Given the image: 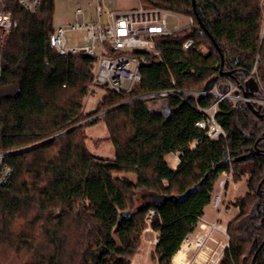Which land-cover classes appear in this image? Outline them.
Returning <instances> with one entry per match:
<instances>
[{
    "label": "trees",
    "instance_id": "trees-1",
    "mask_svg": "<svg viewBox=\"0 0 264 264\" xmlns=\"http://www.w3.org/2000/svg\"><path fill=\"white\" fill-rule=\"evenodd\" d=\"M194 1L195 6L192 0H140L144 8L192 17L193 23L161 37L159 54L139 53L140 82L129 92L102 87L107 93L91 113L84 108L94 60L52 48L55 0H41L36 13L17 0H2L17 27L2 52L0 76V152L13 169L0 186V264H129L151 210L152 228L159 232L156 257L159 264H172L211 203L221 173L232 172L239 181L249 172L246 196L258 202L264 156L238 159L264 140V118L243 103L221 100L216 120L226 137L212 140L197 123L218 98L191 92L225 91L221 79L244 88L245 71L250 74L256 65L254 79L263 88L255 96H264V1ZM188 40L194 47L185 50ZM228 70L234 77L223 75ZM161 91L176 93L161 97ZM157 100L160 106L150 108ZM99 122L107 126L115 150L110 162L86 144L87 126ZM175 152L180 164L173 169L166 156ZM225 154L230 163L216 168ZM203 178L187 198L163 202L180 198ZM141 189L148 200L136 205ZM255 205L241 204L220 264H252ZM126 211L131 217L118 225ZM254 264H264V255Z\"/></svg>",
    "mask_w": 264,
    "mask_h": 264
},
{
    "label": "built area",
    "instance_id": "built-area-1",
    "mask_svg": "<svg viewBox=\"0 0 264 264\" xmlns=\"http://www.w3.org/2000/svg\"><path fill=\"white\" fill-rule=\"evenodd\" d=\"M17 1L22 8L33 13L37 12L41 4V0ZM87 1L89 6H95L98 20L93 22L92 15L87 14V11L79 4L75 10L76 21L55 28V31L50 34V44L53 49L64 56L83 54L93 58V78L90 84V92L102 87L116 92H129L141 80L142 60L139 53L154 52L159 54V39L174 33L167 30L165 15L168 11L160 8L148 9L142 6L126 11H106L103 6L104 0ZM3 7L2 0H0V50L2 44L8 41L9 34L17 27V21L13 15L4 11ZM188 20L190 26L193 23V18L188 17ZM69 31H85L84 39L86 42L75 47L68 46L66 34ZM192 47H194L192 40H188L184 44L185 50ZM1 71L2 67H0V76ZM254 75L255 67L246 80L250 77L254 78ZM223 82L227 83L225 91L213 89L191 92L195 95H214L218 97V101L204 111V118L197 123V128L203 130L212 140L226 137L224 129L216 120L218 102L229 98L232 90H235L234 88L230 89L229 83L231 82L229 79L219 81L220 84ZM236 89L237 98L242 100L240 95H242L241 93L244 92L245 88L237 84ZM174 93L176 91H161L158 95L166 97ZM252 100L263 105L257 96H252ZM197 144V141H193L190 145L191 149H195ZM5 156V152H0V186L9 181L13 171L10 166L4 163ZM149 213L151 216L155 215L154 210Z\"/></svg>",
    "mask_w": 264,
    "mask_h": 264
},
{
    "label": "rangeland",
    "instance_id": "rangeland-1",
    "mask_svg": "<svg viewBox=\"0 0 264 264\" xmlns=\"http://www.w3.org/2000/svg\"><path fill=\"white\" fill-rule=\"evenodd\" d=\"M87 0H55V13H54V27L59 28L64 26L68 22H75V10L79 4L87 11V14L92 15L93 22L98 20L95 6H89ZM104 10L116 11L118 8L128 7L136 8L141 6L140 0H104ZM167 30L170 32H176L189 26L188 17L166 13ZM105 18V17H104ZM89 20V19H88ZM11 34V33H10ZM9 34V36H10ZM86 35L85 31H69L67 32L68 46H78L84 44ZM8 36V38H9ZM8 42H4L0 50V67L3 66V50L6 48ZM255 74H257V66L255 65ZM254 69V68H253ZM259 83V82H258ZM230 89L232 90L230 97L226 99L233 100L234 104L243 103L247 105L249 100L255 108L259 103H256L250 98H246L242 92V100L238 99L237 84L231 82ZM260 84V83H259ZM240 88V87H239ZM262 89V85L260 84ZM107 93L104 88H97L89 92L85 97V112H93L97 107L99 100ZM217 97V96H215ZM218 98V97H217ZM259 101L264 105V96L258 97ZM224 100V99H223ZM218 101V100H217ZM216 101V102H217ZM220 102V101H219ZM161 101L150 102L149 106L152 109H156L160 106ZM249 108V107H248ZM250 109V108H249ZM251 110V109H250ZM107 111L100 112L96 116L100 117ZM89 119L88 121H90ZM85 123V122H84ZM83 123V124H84ZM87 140L86 144L89 150L98 158L104 159L107 162L115 159V150L109 139V132L104 122H99L95 125H89L86 128ZM179 153V152H175ZM180 154V153H179ZM227 173V174H225ZM251 174L248 172L241 180L235 181L234 175L231 172H223L219 175L218 179L214 183V190L212 192L211 203L206 206L204 214L195 226V230L188 235L181 247L186 255L183 264H220L224 256L225 249L230 243V233L228 227L230 224H237L239 221L241 212V204L255 205L257 200L253 196H246L249 191V182ZM167 184V182H165ZM146 193L145 190H138L135 204L147 202L143 198ZM246 196V197H245ZM246 199V200H245ZM147 214L145 219V227L142 228L140 238L136 244L135 250L127 256L129 264H159L157 255L155 253L156 242H158L159 232L152 228L153 215ZM188 244V245H187ZM186 245V246H185ZM185 246V247H184ZM15 264H21V261L16 260ZM173 264V261H172Z\"/></svg>",
    "mask_w": 264,
    "mask_h": 264
},
{
    "label": "water",
    "instance_id": "water-1",
    "mask_svg": "<svg viewBox=\"0 0 264 264\" xmlns=\"http://www.w3.org/2000/svg\"><path fill=\"white\" fill-rule=\"evenodd\" d=\"M192 1H193V3H194V6H195V1H194V0H192ZM195 11H196V9H195ZM195 15L197 16L198 20H200L199 17H198V15H197V14H195ZM211 38H212V37H211ZM215 45L217 46V49H218V51L220 52V55H221V63H222V66H223L224 63H225L224 55H223V53L221 52L220 48L218 47V45H217L216 43H215ZM233 72H234L233 70H228V71H225V72L223 73V75H224V76H229V77L232 78V77H234V76H233ZM244 76L247 78V77L249 76L248 72L245 71ZM238 84H239L240 86H242V84H240V83H238ZM243 84H244V88H245V90H244L243 93H244V96H245L247 99L250 98L251 96H255V95H256V92L260 89V84H259L258 81H256L253 77L248 78V79L246 80V82L243 83ZM247 105H248V107L254 112V114H255L256 116H258V117L261 118V119L264 118V113H262V111H261V108H262L261 106H258V108H255V106H254L252 103H250L249 100L247 101ZM160 109H161V111H162L165 115L170 113V111L168 110V107H167V106H161ZM177 109H179V108H176V109H174V110H177ZM172 111H173V110H172ZM257 153H258L257 151H255V152H250L249 154H246L245 156H243L242 158H240V159H238V160L254 158V157H256V156L258 155ZM225 155H226V156H225V159H224L220 164H218V165L216 166V168H218V167L221 166V165H226V164L230 163V156L227 155V154H225ZM216 168H215V169H216ZM212 171H213V170L209 171V172L206 174L205 178H206L210 173H212ZM205 178H203V180H202L199 184H197V185L194 186L192 189H190L185 195L180 196V198H179V197H174V196H172V197H166V198L163 199V202H165L167 199L183 200L184 198H187L190 194H192L193 192H195L196 190H198V189L201 187V185H202V183L204 182ZM130 217H131V212H130V211L123 212V213L120 215L118 225H121L122 222H123L124 220H126V219H128V218H130Z\"/></svg>",
    "mask_w": 264,
    "mask_h": 264
},
{
    "label": "flooded vegetation",
    "instance_id": "flooded-vegetation-1",
    "mask_svg": "<svg viewBox=\"0 0 264 264\" xmlns=\"http://www.w3.org/2000/svg\"><path fill=\"white\" fill-rule=\"evenodd\" d=\"M258 106H261V111L264 113V105L259 104ZM257 106V107H258ZM257 151L258 155H263L264 156V140L262 142H257L253 149H251L248 153L250 152H255ZM250 191V190H249ZM248 191V192H249ZM257 196H258V202H256L255 209L253 211L254 214L257 215V221L258 224L256 225V230L258 231L257 236L253 238V244H252V251H254V257L252 264H254L257 255L262 254L264 255V178L260 182L258 191H257Z\"/></svg>",
    "mask_w": 264,
    "mask_h": 264
},
{
    "label": "crops",
    "instance_id": "crops-1",
    "mask_svg": "<svg viewBox=\"0 0 264 264\" xmlns=\"http://www.w3.org/2000/svg\"><path fill=\"white\" fill-rule=\"evenodd\" d=\"M131 9H135V8L134 7H132V8L122 7V8H118L116 11H126V10H131ZM179 156H180L179 153H171V154H168L166 156V160H167L168 164L173 169H176L177 167H179V164H180V157Z\"/></svg>",
    "mask_w": 264,
    "mask_h": 264
},
{
    "label": "bare ground",
    "instance_id": "bare-ground-1",
    "mask_svg": "<svg viewBox=\"0 0 264 264\" xmlns=\"http://www.w3.org/2000/svg\"><path fill=\"white\" fill-rule=\"evenodd\" d=\"M188 245V244H187ZM186 246V245H185ZM184 246V247H185ZM184 255H186L185 253H184V251H183V247H181L180 249H179V251L174 255V257H173V259H172V261H173V264H183L184 262V258H185V256Z\"/></svg>",
    "mask_w": 264,
    "mask_h": 264
}]
</instances>
